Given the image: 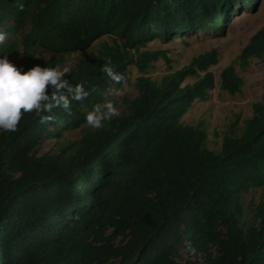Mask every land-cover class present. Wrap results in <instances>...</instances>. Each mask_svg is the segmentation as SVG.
<instances>
[{
    "label": "trees",
    "instance_id": "16d2710c",
    "mask_svg": "<svg viewBox=\"0 0 264 264\" xmlns=\"http://www.w3.org/2000/svg\"><path fill=\"white\" fill-rule=\"evenodd\" d=\"M257 1L0 0V57L21 53L23 73L39 50L51 55L43 67L76 54L68 77L88 92L49 121L22 113L14 131H0V264H264V194L251 222L244 206L247 193L264 190V104L252 105L240 129L231 125L215 152L200 125L181 121L214 88L210 73L182 85L195 67L216 63L213 52L160 81L146 76L165 58L149 44L221 35L231 15ZM102 37L111 42L91 51ZM263 55L261 29L239 59ZM108 61L121 82L101 71ZM129 66L141 75L137 95L91 128L87 112L112 101ZM242 84L232 66L220 73L222 91ZM83 126L78 139L63 140ZM53 140L57 147L41 153Z\"/></svg>",
    "mask_w": 264,
    "mask_h": 264
},
{
    "label": "rangeland",
    "instance_id": "374dc122",
    "mask_svg": "<svg viewBox=\"0 0 264 264\" xmlns=\"http://www.w3.org/2000/svg\"><path fill=\"white\" fill-rule=\"evenodd\" d=\"M261 29H264V0H258L254 7L250 9L242 8L238 13L231 15L223 24L222 34L214 36L200 33L197 38L185 41L176 40L171 43L154 41L148 45V51H163L165 58H159L153 63L147 77L154 81L180 71L188 66L191 61L198 56L212 53L215 64L209 65L206 71L194 68L197 76L186 77L182 85L192 84L205 73L213 76L214 88L209 92V97L205 101H195L186 114L182 117V123L190 126L200 125L207 134L208 149L219 151L222 136L228 131L229 127L237 122L236 127L240 129L243 122L252 117V105L255 103L264 104V55L260 58H250L247 64H242L239 56L242 49L248 44L250 39ZM103 42H111L110 37L99 39L92 50ZM19 69L25 61L23 55L18 53L7 57ZM77 56H70L62 65L57 68H72L76 63ZM51 60V55L39 50L32 62V66L40 65L43 67ZM232 66L237 77L242 81L239 91L231 95L222 91L219 86L220 73ZM141 76L134 66L127 69L128 81L123 84L121 89L110 93V98L117 108L119 115L124 109V101L131 100L137 95L135 82ZM82 128L74 131L64 132L63 140L72 142L81 135ZM57 146L55 140L42 143L39 146L41 153L54 150ZM264 190L250 191L244 196L245 218L252 221L254 209L259 203L260 196ZM186 259V256L183 255ZM192 259H194L192 257Z\"/></svg>",
    "mask_w": 264,
    "mask_h": 264
},
{
    "label": "clouds",
    "instance_id": "9594fccd",
    "mask_svg": "<svg viewBox=\"0 0 264 264\" xmlns=\"http://www.w3.org/2000/svg\"><path fill=\"white\" fill-rule=\"evenodd\" d=\"M0 33V42L4 40ZM105 63L101 71L113 82L123 80L121 74ZM69 68L41 67L36 65L22 73L21 69L9 61L7 56L0 57V131H14L22 113L35 112L40 122H46L54 108L70 110V100H82L88 95L82 84L70 82ZM112 101L96 104L87 112L85 121L93 129L102 128L105 121L117 114ZM48 113L49 115H44Z\"/></svg>",
    "mask_w": 264,
    "mask_h": 264
}]
</instances>
